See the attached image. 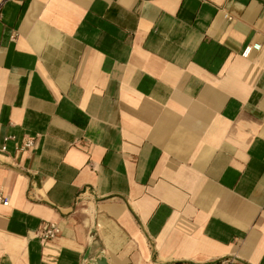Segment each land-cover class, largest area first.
I'll return each mask as SVG.
<instances>
[{"label": "crops", "instance_id": "crops-1", "mask_svg": "<svg viewBox=\"0 0 264 264\" xmlns=\"http://www.w3.org/2000/svg\"><path fill=\"white\" fill-rule=\"evenodd\" d=\"M0 12V264H264V0Z\"/></svg>", "mask_w": 264, "mask_h": 264}, {"label": "built area", "instance_id": "built-area-1", "mask_svg": "<svg viewBox=\"0 0 264 264\" xmlns=\"http://www.w3.org/2000/svg\"><path fill=\"white\" fill-rule=\"evenodd\" d=\"M2 21V14L0 12V22ZM10 141H16L14 136H8L4 139V144L1 147V151L6 153L8 151L7 143ZM35 147V140L33 138H28L23 140V142L18 145L17 150L19 152L30 151ZM10 200L4 195L3 191L0 189V205L8 207ZM60 234V229L55 224H46L43 231L39 235V238L43 241H50L55 239Z\"/></svg>", "mask_w": 264, "mask_h": 264}, {"label": "water", "instance_id": "water-1", "mask_svg": "<svg viewBox=\"0 0 264 264\" xmlns=\"http://www.w3.org/2000/svg\"><path fill=\"white\" fill-rule=\"evenodd\" d=\"M96 264H107L105 259L98 260Z\"/></svg>", "mask_w": 264, "mask_h": 264}]
</instances>
